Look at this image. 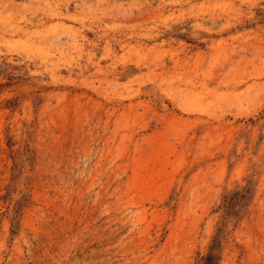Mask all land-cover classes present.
Instances as JSON below:
<instances>
[{"label":"rangeland","instance_id":"obj_1","mask_svg":"<svg viewBox=\"0 0 264 264\" xmlns=\"http://www.w3.org/2000/svg\"><path fill=\"white\" fill-rule=\"evenodd\" d=\"M263 114L264 0H0V264H264Z\"/></svg>","mask_w":264,"mask_h":264},{"label":"trees","instance_id":"obj_2","mask_svg":"<svg viewBox=\"0 0 264 264\" xmlns=\"http://www.w3.org/2000/svg\"><path fill=\"white\" fill-rule=\"evenodd\" d=\"M264 118V114L261 116ZM253 122L254 119H252ZM256 187L252 180H248L247 184L236 189L224 196L220 205V209L224 211L228 217H235L239 219L244 214L246 206L250 204L254 195ZM222 255V239L218 233L209 248V252L204 256L205 264H218Z\"/></svg>","mask_w":264,"mask_h":264}]
</instances>
